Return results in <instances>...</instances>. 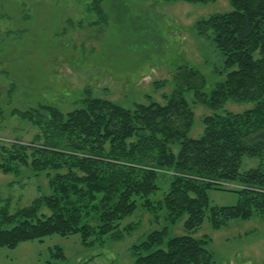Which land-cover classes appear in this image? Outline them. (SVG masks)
Listing matches in <instances>:
<instances>
[{"label": "rangeland", "instance_id": "1", "mask_svg": "<svg viewBox=\"0 0 264 264\" xmlns=\"http://www.w3.org/2000/svg\"><path fill=\"white\" fill-rule=\"evenodd\" d=\"M102 1L104 16L96 11L94 0H0V149L13 144L41 147L55 140L45 133L47 129L42 130L38 118L23 116L38 106L53 107L66 118L83 109L88 97L125 109L149 101L164 105L165 96L173 91L177 67L185 64L206 77V93L225 80L222 55L212 41L199 36L195 25L230 11L228 0L207 5ZM185 97L194 113L192 139L203 136L206 117L254 107L253 103L228 102L211 111L195 103L192 93ZM171 150L177 157L180 147L174 145ZM30 160L17 172L0 173V208H8L11 214L52 194L49 182L56 172L37 171ZM257 168L264 171V160L242 159L241 173ZM149 170L158 172L157 189L147 199L136 198L138 208L121 221L117 236H94L88 246L76 234L24 242L15 249L0 247V264H134L133 246L159 230H166L169 238L189 235L205 241L214 255L211 264H264L263 212L250 207L249 219L222 218L216 229L208 209L202 225L187 230L188 217L172 224L163 206L171 183L180 174ZM218 184L228 190L245 189L239 182ZM249 190L264 194V187L249 186ZM208 198L209 208L233 207L239 202L237 193L215 189L208 191ZM146 200L157 207L155 212L143 208ZM41 210L49 215L46 208Z\"/></svg>", "mask_w": 264, "mask_h": 264}, {"label": "trees", "instance_id": "2", "mask_svg": "<svg viewBox=\"0 0 264 264\" xmlns=\"http://www.w3.org/2000/svg\"><path fill=\"white\" fill-rule=\"evenodd\" d=\"M94 1L96 11L104 16L103 1ZM164 1L207 5L218 0ZM228 2L230 11L195 25L199 36L212 41L220 52L227 73L211 92H205L206 77L185 64L177 67L173 91L165 96L164 105L149 101L125 109L88 97L83 109L66 118L46 105L23 112L38 118L42 130L47 129L45 133L55 140L41 147H1L0 173L19 171L29 158L35 170L56 173L49 182L51 195L14 214L0 208L1 248L15 249L53 235L80 234L84 246L94 236H117L121 221L137 210L136 198L147 199L157 189L158 172L149 168L180 174L163 206L172 224L186 215L187 230L201 226L208 209L216 229L222 218L249 219L250 207L264 213V194L249 190V186L264 187V171L240 172L244 157L264 160V0ZM191 93L195 103L211 111L228 102L254 107L206 117L203 136L192 139L194 113L185 97ZM174 145L180 147L177 157L171 150ZM81 152L83 156L78 155ZM220 181L239 182L245 189H224ZM213 189L237 193L238 204L209 208L208 191ZM152 206L147 201L143 208L155 212L157 207ZM206 245L189 235L169 238L166 230L153 231L133 246L134 264H211L214 255Z\"/></svg>", "mask_w": 264, "mask_h": 264}]
</instances>
